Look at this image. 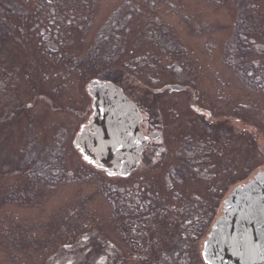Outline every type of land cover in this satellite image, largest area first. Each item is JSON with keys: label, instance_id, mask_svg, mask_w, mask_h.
<instances>
[{"label": "rangeland", "instance_id": "obj_1", "mask_svg": "<svg viewBox=\"0 0 264 264\" xmlns=\"http://www.w3.org/2000/svg\"><path fill=\"white\" fill-rule=\"evenodd\" d=\"M126 3L134 10L129 38L121 40L118 48L117 43L106 44L98 58L94 53L97 42L112 31L115 13ZM51 7L55 11L52 21L56 16L52 45L59 51L52 52L51 88L41 75H33L36 95L44 93L55 107L83 111L88 102L87 83L102 78L124 87L134 99H152V103H161L162 97L196 95L205 106L216 104L217 120L231 108L233 172L231 181L220 186L217 207L237 183L264 169V92L248 83L264 85V53L248 40L264 45V0H51L50 4L47 0H0V48L4 42L11 51L23 48V37L24 48L41 51L39 56H24L34 72L43 65L42 51L47 45H39V30L30 33L36 21L25 19L45 16ZM253 17L258 25L250 22ZM245 29L247 41L242 34ZM30 38L35 39L30 42ZM30 81L7 80L0 90V107L6 92L9 100H18L15 96L21 90L27 93L28 86H33ZM168 84L191 88L187 94H171L164 89ZM36 104L31 116L36 117L37 134L31 139L39 153L30 151L23 158L21 135L13 131L9 137L0 136V264H161L155 263L158 260L170 264L161 254L163 249L155 250L161 247L155 242L163 240L167 241L166 256L176 250L173 238L161 229L157 241L150 239L154 250L150 255L156 259L150 263L133 259L128 211L114 210L118 192L113 187L126 190L140 182L148 184L152 193L165 192L161 183L169 174L163 172L178 165L176 149L169 147L160 164L148 168L143 164L131 179L111 178L88 165L74 147L79 124L86 119L53 112L37 98ZM159 108L152 115L162 119L166 111ZM180 124L168 122L171 149L191 143L189 136L183 141L178 137ZM198 136L193 137L191 147L201 143ZM199 239L197 248L203 242ZM195 264L204 263L200 258Z\"/></svg>", "mask_w": 264, "mask_h": 264}, {"label": "flooded vegetation", "instance_id": "obj_2", "mask_svg": "<svg viewBox=\"0 0 264 264\" xmlns=\"http://www.w3.org/2000/svg\"><path fill=\"white\" fill-rule=\"evenodd\" d=\"M41 6L39 5L38 7L40 11L42 9ZM45 7L46 6H44V8ZM127 7H130L129 11ZM133 12L134 10L129 3L124 4L117 10L112 24V31L107 33L106 39H104L105 34H103L100 43L97 42V46L100 45L94 50V53L98 58H100L99 55L106 44L110 42L114 44L117 43L116 47L118 48L119 44H121V40L129 38L128 35L131 32L130 26L134 18ZM54 13L55 11H52L51 7L50 10L48 8L45 10V16L33 15L32 18L27 17L25 19L29 23V20L36 21V27L30 28V33L33 35L34 31L39 30L40 33L39 31L36 33V39L42 38L41 41H39V45H47V48L42 51L44 55L43 58H45L42 61L43 65L39 67L37 72L31 70L30 61H26L24 56L26 53L39 56L38 53L41 51L24 48L23 37L21 41V46L23 48L11 51L6 49L7 42L2 44L3 49L0 48V90L4 88L3 85L7 80L18 83H22L29 79L32 80L29 85L32 84L33 86H28L31 89H29L27 93L21 90L20 96H15L18 100H9L6 92L3 97L5 100H2L0 107V136L2 137V135H5L9 137L12 135L13 131L21 135L23 146L20 153L23 158L25 155L29 154L30 151L39 153V147L31 139L32 136L37 134L34 133L37 129L35 124L36 117L35 115L31 116L32 112L37 107L36 98L46 106H50L53 112L61 114L72 113L83 117L86 120L79 125L80 127L90 120V116L93 113L92 103L90 105V102H87L84 111L80 114V111L75 110L72 106L55 107L54 103L52 105L51 99L44 93L36 95L35 89L38 87L34 85L33 75H41L43 83L49 88L52 87V49H50V46H52L53 41L52 28L56 23V16L54 17L55 20L52 21V14ZM124 13L125 16H122ZM250 22L255 23L254 17L251 18ZM255 24L258 25L259 23L256 21ZM107 30H110V28L108 27ZM245 30L247 32L242 34L245 35L244 37L247 41L249 32L247 29ZM23 32L25 31L22 27V36ZM56 34L57 29L54 30V41H57ZM34 39L35 38H30V42H33ZM248 40L250 41L249 44L258 50L254 39L249 38ZM245 51L248 53L250 52V47L248 45ZM235 67H242L248 70L249 66H237L236 64ZM249 68L251 69L252 67ZM54 75V77H56V74ZM99 79L103 80L104 84L112 83L118 87L120 86L111 80ZM248 83L251 84V86H249L250 88L264 92L262 90L264 85L259 86L257 83ZM258 83L262 82L258 81ZM129 87L133 88L130 82ZM19 88L24 87L22 86ZM95 88L99 87L95 86ZM181 88L183 89L181 91H169L171 94H187L191 87L182 86ZM122 89H124V87ZM42 91L47 92V88L43 86ZM123 92L130 101L138 106L139 132L140 134L142 133L140 139L146 141V150L142 155L141 165L144 164L145 167L148 168L152 164H160L164 156L168 153L169 147L170 150L176 149V155L179 161L178 165L170 166L163 172V175L165 172L169 174L167 178L164 176L165 184H163V182L161 183L165 192L160 193L158 190L152 193L150 191L151 187H149L148 184L141 185L140 182H134L131 188H127L121 193L118 192L119 196L116 199V212L121 214V212L124 211V207L125 211L128 210L129 228L134 234L132 246L137 252H134L133 259L136 258L144 263H150L153 262L152 259H156L149 253L153 244V241L151 242L150 239L157 241L156 237H159L157 231L161 229L166 231L170 238H173V246L176 250H174L169 257L166 256V251H164V249H166L165 243L167 241L165 240H163V242H155V245L156 243H161L159 244L161 245L160 248H156L155 245L153 246L155 250L163 249L161 254H165L170 264H195L200 259V253L198 251L203 244L202 242V244L199 245L200 247L197 248V242H200L199 238L202 239L210 230L216 218L218 210L217 200L218 198L220 199L222 193L220 186L226 183V181L230 182L232 179L233 126L230 124L229 120L232 118L231 108H228V114L226 111H224L223 114L221 113L220 116L223 117L217 120L215 119V117H217L216 104L212 103L210 106H205V104H201L199 97L196 95L193 97L187 95L186 97H162L158 101L161 103H152V99L151 101L136 100L130 96L129 92L127 93L126 90H123ZM226 101L229 102L230 98H227ZM159 105L166 111L162 119L152 115L153 111L160 110ZM123 108H126L129 113L132 111L130 106ZM243 120L244 119L241 117L242 123ZM16 121L18 122L14 128ZM168 122L170 124L175 122L181 123L178 126V137L183 141L185 136H189L191 143H187L185 146L178 145V147L171 149L173 145L166 135L169 129ZM243 124L245 125V123ZM244 132V134H246L247 130ZM196 135L201 137V143H199L198 147H191L193 137ZM199 136L197 137L198 139ZM138 142L139 141H137L136 146ZM46 151H48V149ZM35 153L34 157L36 156ZM173 153L175 152H172L171 155H173ZM202 157H204V159L201 160L200 158ZM43 170H47V168L44 167ZM55 175L57 174L55 173ZM129 179H131V177ZM169 203H176L177 206L170 207ZM155 263L165 264L162 260H158Z\"/></svg>", "mask_w": 264, "mask_h": 264}, {"label": "water", "instance_id": "obj_3", "mask_svg": "<svg viewBox=\"0 0 264 264\" xmlns=\"http://www.w3.org/2000/svg\"><path fill=\"white\" fill-rule=\"evenodd\" d=\"M124 107L123 101L117 100ZM116 110L118 120L126 119L127 128L136 137L135 114L126 108ZM124 112V114H123ZM98 134L91 142L78 145L97 168L110 176H128L139 164L142 148L127 142L126 132L111 119L96 122ZM127 142V143H126ZM204 248L208 264H264V172L239 187L225 202Z\"/></svg>", "mask_w": 264, "mask_h": 264}, {"label": "trees", "instance_id": "obj_4", "mask_svg": "<svg viewBox=\"0 0 264 264\" xmlns=\"http://www.w3.org/2000/svg\"><path fill=\"white\" fill-rule=\"evenodd\" d=\"M124 210H125V208H124ZM94 241H95V239H94ZM104 248L106 249V247H105V246H104ZM101 249L103 250V248H101ZM101 249H100V250H101ZM102 250H101V251H102Z\"/></svg>", "mask_w": 264, "mask_h": 264}, {"label": "snow or ice", "instance_id": "obj_5", "mask_svg": "<svg viewBox=\"0 0 264 264\" xmlns=\"http://www.w3.org/2000/svg\"><path fill=\"white\" fill-rule=\"evenodd\" d=\"M85 159H88V157L86 156ZM91 162V161H90Z\"/></svg>", "mask_w": 264, "mask_h": 264}]
</instances>
